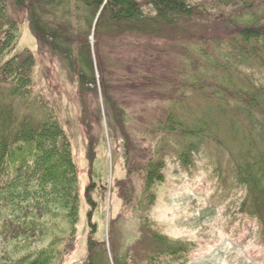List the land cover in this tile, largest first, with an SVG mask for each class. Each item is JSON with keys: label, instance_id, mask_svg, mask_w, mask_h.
Returning <instances> with one entry per match:
<instances>
[{"label": "trees", "instance_id": "16d2710c", "mask_svg": "<svg viewBox=\"0 0 264 264\" xmlns=\"http://www.w3.org/2000/svg\"><path fill=\"white\" fill-rule=\"evenodd\" d=\"M26 9L39 44L77 81L84 120L101 116L102 103L108 109L125 152L122 195L134 212L153 207L172 159L193 175L206 153L210 200L256 222L264 246V0H0V264H63L80 219L71 141L36 86L34 55H9L16 14ZM176 40L179 78L166 67ZM203 67L220 72L215 89L198 76ZM195 97L213 116L192 107ZM181 104L183 116L174 108ZM213 145L228 153L227 166L222 154L210 157ZM140 217V237L124 252L90 237L87 264H182L193 244Z\"/></svg>", "mask_w": 264, "mask_h": 264}, {"label": "rangeland", "instance_id": "374dc122", "mask_svg": "<svg viewBox=\"0 0 264 264\" xmlns=\"http://www.w3.org/2000/svg\"><path fill=\"white\" fill-rule=\"evenodd\" d=\"M28 14L27 9L16 14L20 32L9 55L24 49L33 53L34 81L56 111L71 141L79 175L81 207L77 240L63 264H87L90 237L106 241L108 247L109 242L117 243L121 251L128 250L140 237L143 214H148L171 237L193 244L182 264H264V246L255 236L257 223L238 211L236 205L225 211L227 202L214 205L210 200L213 190L208 180L210 164L206 153L193 175H185L180 163L172 159L153 207L143 213L133 211L122 195V184L127 178L125 152L120 135L114 133L108 109L102 103L101 116L89 122L84 120L77 81L68 76L59 55L49 46L39 44L30 29ZM91 40L94 42L93 37ZM174 43L166 47L169 56L166 67L174 66L179 78L183 76V40ZM216 72L220 74L217 70L200 68L198 76L207 81L206 88L215 89ZM175 75L171 73L172 77ZM238 75L235 80L240 81ZM187 94L193 93L189 90ZM202 102L201 97H195L191 105L197 111L204 107L203 112L213 116L214 111ZM95 107L99 111L97 104ZM174 108L183 116L187 107L181 104ZM224 138L227 139L226 134ZM209 153L214 162L222 154L221 167L228 165L230 156L218 151L216 145L209 148Z\"/></svg>", "mask_w": 264, "mask_h": 264}]
</instances>
